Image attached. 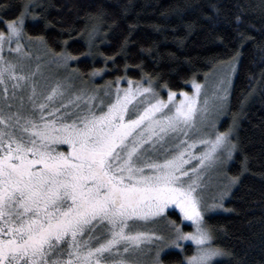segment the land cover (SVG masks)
<instances>
[{"label": "snow or ice", "instance_id": "1", "mask_svg": "<svg viewBox=\"0 0 264 264\" xmlns=\"http://www.w3.org/2000/svg\"><path fill=\"white\" fill-rule=\"evenodd\" d=\"M38 7L28 0L18 17L0 19V264H165L166 249L186 251L182 242L194 250L181 264L232 256L215 243L207 214L231 211L225 201L239 182L224 168L238 147L235 118L225 131L216 126L230 110L237 58L227 62L210 99L193 79L191 93L165 84V100L151 77L127 79L126 88L118 77L106 86L107 100L94 91L73 93L70 82L46 77L39 62L33 68L31 42L47 47L25 31ZM96 19L103 21V11ZM101 31L100 23L89 25L90 45ZM49 52L65 68L77 59ZM221 173L209 202L205 189ZM170 208L179 210L180 223Z\"/></svg>", "mask_w": 264, "mask_h": 264}, {"label": "trees", "instance_id": "2", "mask_svg": "<svg viewBox=\"0 0 264 264\" xmlns=\"http://www.w3.org/2000/svg\"><path fill=\"white\" fill-rule=\"evenodd\" d=\"M27 2L0 0V19L18 17ZM38 3L40 7L26 17L25 31L33 37H43L47 47L35 40L32 45L41 48L47 58L53 57L49 49L76 57L68 61L67 74L75 79L77 88L84 87L89 92L106 87L118 77L123 78V87L127 86V79L151 77L163 97L167 93L165 84L177 93L190 92V81L201 83L232 57L237 58L226 102L230 110L218 129L227 130L235 118L233 139L238 147L226 172L229 177L238 176L239 182L225 201V208L231 211L209 213L207 221L216 230L215 243L233 254L216 264H264V0ZM101 11L104 19L97 21ZM91 23L102 26L94 46L88 37ZM3 29L4 24L0 23V30ZM241 33L247 39L241 40ZM105 67L102 77L90 75L93 69ZM168 212L172 213L171 219L180 223L175 212ZM185 249L165 252V264H181L192 246L185 245Z\"/></svg>", "mask_w": 264, "mask_h": 264}, {"label": "rangeland", "instance_id": "3", "mask_svg": "<svg viewBox=\"0 0 264 264\" xmlns=\"http://www.w3.org/2000/svg\"><path fill=\"white\" fill-rule=\"evenodd\" d=\"M30 51H31L32 57H33V59H32L33 68H35L36 63L39 62L41 64V70L46 77H49L50 79H53V80L59 78L61 80H65V81L70 82V87H71V90L73 93H75V91L87 90L84 87L77 88L75 79L69 73L67 74V68H65L62 63H54L53 57L47 58V56H45L44 53L42 52L41 48H39L36 45H32V47L30 48ZM37 58H39V61L37 60ZM226 68H227V64L225 66L218 68V69H215L213 73H211L204 81L201 82V84L205 86L204 92L207 93V96L209 99L211 98V95H212V92L214 89L215 81L217 79H219V76L222 74V72L224 70H226ZM233 75H234V73H231V80L233 78ZM96 77H98V76H96ZM121 87H123V86L121 85ZM126 87H128V85L125 86L124 88H126ZM106 91H107L106 87H102V88L94 90V92H98L99 95L101 96V98H103L104 100L109 99L107 96L104 95V93ZM112 92L113 93L115 92V88L112 89ZM191 92H192V87H191V91L189 93H191ZM163 98L165 100L167 99V93L165 94V96ZM224 117H225V115L221 116L219 118V122L216 125L217 128L220 125V122L223 120ZM208 131H212V129L209 128ZM61 147L66 149L67 146L65 145V146H61ZM229 163H230V160L227 161L226 165L224 166L225 171H227ZM223 179H225L223 173H221L219 176H216L214 174L212 182L209 184V186L205 189V192H204V196L209 202H211L212 197L217 194V191H216L217 190V181L223 180ZM168 211L175 212L179 216L180 222H181V217H180V213H179L178 209L170 208ZM219 211H221V210H217L215 212H209V213H216ZM183 225H187V227H188L187 230H184V231H192V227H191L190 222L181 223V227ZM152 227H155L157 229V231H164L162 225H154ZM164 234L167 235V232L164 231ZM182 243L184 245L192 246V251L194 250V246L191 245L190 242H182ZM171 250L180 251V250H177L174 248H170V249H166L165 252H168ZM192 251L190 252L189 255L192 254Z\"/></svg>", "mask_w": 264, "mask_h": 264}]
</instances>
